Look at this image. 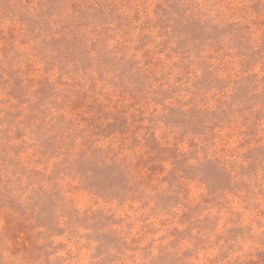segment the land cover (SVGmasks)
Listing matches in <instances>:
<instances>
[{
	"label": "clouds",
	"instance_id": "9594fccd",
	"mask_svg": "<svg viewBox=\"0 0 264 264\" xmlns=\"http://www.w3.org/2000/svg\"><path fill=\"white\" fill-rule=\"evenodd\" d=\"M153 8H157L153 0H0V264H264V79L247 98L236 99L232 89H225L221 95L229 109L228 124L222 131L217 128L223 119L208 105L213 109L205 112L210 131L191 149L181 144V155L201 175L203 165L214 160L227 177L226 186L215 190L209 182L201 186L211 203L188 223H177L182 201L164 212L154 210L150 219L115 225L118 239L105 240L109 229L74 222L96 199L85 200L76 192L74 184L88 188L81 173L66 182L60 197L56 215L62 233L44 226L18 227L21 222L35 224L25 220L22 210L30 211L49 187L36 172L32 155L42 135L60 138L63 147L57 159L70 161L81 153L88 159L97 153L120 165L129 176V193L140 203L148 199L145 190L152 195L165 190L162 183L148 179L149 166L138 162L156 156L145 143L153 132L164 147L184 140L179 131L166 128L161 117L175 104H190L189 92L182 81L172 78L176 75L172 69L178 66L167 61V67H157L151 51L159 39L172 36L171 25L177 20L201 26L203 44L217 51L223 58L217 63L231 76L238 79L246 67L244 75L258 72L264 78V0H173L164 4L167 14L156 15ZM21 14L26 19L21 20ZM169 16L166 34L137 52L138 36L145 32L156 36L149 25L141 31L145 21ZM67 41L77 42L79 51L72 56ZM147 51L151 64L146 63ZM132 63V72L155 77L142 99L130 92L131 72H123ZM44 79L53 86V94L42 100L38 90ZM17 81L23 89L19 95ZM173 88L180 90L165 97ZM82 93H87L88 103L127 106L129 117H136L130 120V131L92 136L81 120V114L91 113L72 110L73 98ZM18 131L23 134L18 136ZM133 133L139 143L132 142ZM153 162L166 175L176 165L171 158ZM179 193L176 188L170 195ZM173 229L182 235L173 234Z\"/></svg>",
	"mask_w": 264,
	"mask_h": 264
},
{
	"label": "rangeland",
	"instance_id": "374dc122",
	"mask_svg": "<svg viewBox=\"0 0 264 264\" xmlns=\"http://www.w3.org/2000/svg\"><path fill=\"white\" fill-rule=\"evenodd\" d=\"M147 2V0H144ZM173 0H153L157 8L152 9L153 15L163 11L165 14L168 10L164 8V4H171ZM137 18L138 14H137ZM26 17L21 14V20ZM171 17L165 20L163 17L158 18L156 22L150 23L145 21V26L149 25L151 29L156 32V36H152L151 32H145L144 35L138 36V43L135 45L137 52H142V49L151 45L157 40V37L166 34L169 27ZM126 23V21H125ZM172 26V36H167L159 39L154 49L153 59L158 67L164 64L166 67L167 61H172V71L176 73L172 78L177 83L183 82V86L189 92L190 104L180 105L175 104L169 111L161 117L166 125V128H172L184 135V140L175 146H162L157 140L153 132L146 138V145L148 151L155 152L156 156H150L148 160H142L138 164L149 166L148 179L155 182H160L165 186V190L152 195L145 190V195L148 199L144 203L132 198L129 193L132 189L129 187L128 173L120 165L106 162L97 153H94L91 158L86 159L85 153H81L80 157L74 156L70 161L57 159L61 154L63 144L56 134L42 135L36 147L32 149V155L36 161V172L41 174L44 183L49 185L45 190V194L40 197L29 210H22L25 214V220L32 219L35 221L34 225H27L21 222L18 227L21 230L25 228L30 229L34 226H44L51 232L62 233L63 228L58 225V217L56 215L60 210L61 195L63 189L66 187V182L72 181L73 176H78L81 173L87 181L88 188H81L73 185L77 193H81L83 198L87 200L89 197L95 196L96 199L92 202L93 206L85 209L86 215L74 217V222L92 226L94 228H107L108 232L103 234L105 240L118 239L115 225L117 224H134L141 220L150 219L155 214L154 210L164 212L165 208L171 205L173 208L179 206L183 201L184 207L178 215L177 223H188L189 220L200 210L201 207L211 203L209 197H205L201 191V186L209 182L211 190L226 186L227 177L220 171L216 161H207L202 168V175L199 169L192 168L186 161L187 157H183L181 153L184 148L181 144L191 149L198 142V138L206 136L210 131V126L207 124V114L213 109L208 105H213L218 113L221 121L216 124L221 131L223 127L228 124L229 109L226 102L223 101L225 89H232V95L236 99L247 98V94L256 88L261 78L258 72H248L244 75L245 67L242 69L239 78L231 76L227 71L226 66L222 63H217L218 60H223L217 54V51L208 45H204V38L201 26L193 21L184 23L182 20ZM66 48L69 50V55L72 56L79 51L76 41L65 42ZM145 56L149 57L146 63L151 64V52H145ZM179 59H176V58ZM106 62L110 63V61ZM87 63V61H85ZM135 64H128L124 67V73H130L129 82L132 85L130 92L134 93L138 98H143L149 88L150 79H154V74L150 77L148 74L140 75L132 72ZM125 90L128 89V84L122 80ZM18 95L22 94L23 89L20 88V81H17ZM53 86L46 80L40 81L39 93L41 99H47L53 94ZM179 88H173L172 92H165L164 96L174 94L179 91ZM195 94L193 96L192 94ZM84 108L85 111L91 115L81 114V120L88 125L92 136L108 137L117 132L124 134L130 131L131 123L135 121L136 117H129L128 107L124 105L109 106L98 100H93L88 103L87 93L76 94L72 100V110L77 111ZM111 109V110H109ZM139 119H143L141 114ZM63 120V117H61ZM72 122L69 121L67 127H71ZM66 130V129H65ZM139 129L137 128L136 131ZM18 136L22 135L18 131ZM134 144L139 143V140L132 136ZM174 160L175 169L169 168L168 174L163 172L160 164L153 161L158 159ZM168 163V161H165ZM55 178V179H53ZM57 185L53 188L52 185ZM150 186V185H149ZM177 188L178 194L170 195ZM60 193L59 195L57 193ZM152 201H155L153 204ZM188 201H193L189 203ZM103 206L95 207L94 205L101 204ZM149 205H151L149 207ZM0 206L2 202H0ZM147 208V212L144 209ZM140 212V216L135 213ZM134 218V219H133ZM165 221H160L161 227L164 226ZM173 234L182 235L178 229L172 230Z\"/></svg>",
	"mask_w": 264,
	"mask_h": 264
}]
</instances>
